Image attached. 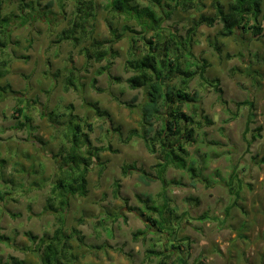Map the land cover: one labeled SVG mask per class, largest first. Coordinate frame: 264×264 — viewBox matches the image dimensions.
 I'll list each match as a JSON object with an SVG mask.
<instances>
[{
  "label": "rangeland",
  "instance_id": "rangeland-1",
  "mask_svg": "<svg viewBox=\"0 0 264 264\" xmlns=\"http://www.w3.org/2000/svg\"><path fill=\"white\" fill-rule=\"evenodd\" d=\"M51 1L12 0L7 9L18 13L21 4L38 2L41 13L44 11L47 15L42 19L37 17L25 27L13 26V40L20 43L12 47L13 54L25 55L28 59L12 61L9 73L0 82L2 85L9 83L17 92L0 102V196L7 200L3 202L4 207H0V235L11 238L9 244H0V257L6 261L13 256L28 264H39L35 254L24 251L34 248L26 235L30 233L38 238L51 236L58 228L54 216L46 213L44 208L56 179L54 155L65 142L59 130L63 126H59V131L55 129L47 114L54 112L56 123L63 125L69 113L67 107L73 104L74 113L94 125V131L89 133L91 144L108 150L100 155L101 164L96 163L88 175L87 196L70 198L64 217L66 234H73L72 229L75 228L83 241L80 242L78 237L69 240L70 254L75 257L69 264H105L103 255L109 252L115 253L116 257H106L108 261H118V257H122L125 264H156L157 261L147 258L146 253L157 241L155 232L148 230L146 223L131 211L141 207L138 200L139 197L144 199L143 195L162 202L158 197L162 185L158 181L146 185L140 178L143 173L153 172L160 156L151 154L144 141L132 135L134 130L139 132L140 115L136 110L143 103L144 96L141 90H132L126 82L132 75L126 70L130 42L124 39L115 44L118 55L112 59L113 64L108 71L111 76L119 77L121 82L110 80L107 73L99 75L107 62L85 58L83 48H90V41H84L78 47L69 42L54 43L69 27L75 4L64 1L63 11L55 2L47 9ZM222 1L227 6L232 0ZM96 3L93 33L97 40H111V25L122 29L126 24H132L140 30L135 21L114 15L107 0H97ZM144 3L146 1L141 0V7ZM203 3L204 6L198 10L173 11L165 22L169 28L167 34L173 31L179 37H187L189 29L201 17H215L212 0H204ZM28 10L25 8V12ZM221 28L219 21L213 27L200 26L191 47L195 59L190 63L201 64L205 60L209 64L205 77L210 81L219 79L223 98L228 103L225 109L215 89L201 78L189 83L188 91L198 93L200 106L214 121L213 125L197 133L195 143L189 147V159L195 160L203 170L205 181L199 180L194 186L187 172L175 169H170L166 175L167 180L181 183L172 185L167 191L171 206L178 214L187 212L191 218L189 224L184 222L179 234V237L189 239V251L178 255L186 260V264H233V260L240 256H230L231 247L226 248L225 244L240 229L241 223L247 218L251 220L248 228L253 227L257 240L264 228V218H261L264 216V141L259 138L248 146L243 138L248 124L252 130L260 126L261 134H264V38L255 40L250 33L243 34L240 39L222 38L219 36ZM29 39L32 41L30 48ZM214 43L220 48L218 54L213 48ZM136 49L138 57L147 52L143 42H139ZM181 65H186L183 60ZM71 66L79 70L78 92L72 89L64 91V81ZM194 69L196 67H192ZM94 79L100 91L92 88ZM135 96L138 100L133 103ZM19 99L23 100L22 105ZM247 99L254 102L252 109L235 106L236 102ZM120 102L133 103V110ZM88 104H97L109 114V118L96 117ZM18 106L26 108L24 114L31 117L32 122L28 123L22 115L14 114ZM184 110L189 114L192 108L185 106ZM231 112L237 116L225 122L233 115ZM20 123L25 126L19 128ZM118 129L120 131H116ZM247 135L250 139L251 133ZM234 165L245 187L238 207L226 214L233 201L227 182ZM124 166H133L134 170L124 176ZM116 183L119 184V192ZM205 213L217 219H196ZM138 231H144L145 235L138 236L136 241L134 234ZM258 254L253 250L248 257L254 259ZM178 256L175 255L174 259ZM249 258L243 257L246 262Z\"/></svg>",
  "mask_w": 264,
  "mask_h": 264
},
{
  "label": "trees",
  "instance_id": "trees-1",
  "mask_svg": "<svg viewBox=\"0 0 264 264\" xmlns=\"http://www.w3.org/2000/svg\"><path fill=\"white\" fill-rule=\"evenodd\" d=\"M64 1L74 2V15L69 27L59 34L54 43L59 45L69 42L74 47H78L82 42L90 41L91 49L83 48L85 58L88 61L95 59L99 63L107 62V65L98 72L99 75L109 74L108 71L113 64L112 59L118 55L114 48L115 44L124 39H128L130 42V55L126 61V70L132 75L127 78L126 82L132 90H141L144 96L143 103L136 110L140 115L139 132L134 130L132 135L140 137L151 154L160 156V161L153 167V172L143 173L140 178L146 185L152 181H158L162 185V192L158 195L162 198V202L158 200L160 202L158 203L150 195H143L144 199L139 197L138 200L141 207L130 209L146 223L148 230L155 232L154 236L157 237L153 247L151 246L146 251L147 258L155 259L156 264H186V260L178 255L189 251V239L179 237V234L184 222L190 223V217L187 212L178 214V211L171 206L170 200L166 196L167 191L172 185L181 183L167 180L166 175L170 169L185 171L189 174L191 184L194 186L199 180H204L203 170L197 166L195 160L189 159V147L195 143L196 135L200 130L214 124V121L205 114L204 109L200 106L198 93L188 91L189 83L197 77L201 78L215 89L225 109L228 107V103L223 98L219 79L210 81L205 77L209 64L205 60L201 64L199 62L190 63L192 59H195L191 47L195 44L194 37L197 28L202 25L213 27L217 21L222 25L219 32V36L222 38L239 37L240 39L243 34L250 33L255 40H261L264 38L263 0H232L227 6L222 0H212L215 17H201L189 29L187 37H179L173 31H168L167 34L166 31L169 28L166 27L165 22L175 10L189 12L200 9L204 6V0H145L146 3L142 7L141 0H107L114 15H120L130 22L135 21L140 26V30H138L132 24H126L122 29L111 25V40L108 41H99L94 37L97 0H52L46 8L50 9L53 3L58 2L61 10L65 11ZM11 2L12 0H0V82L9 73L12 61L28 59L25 55L16 56L15 53L13 54L12 47L20 45L18 41L13 40V26L25 27L31 21H35L37 17L42 19L47 15L43 13L44 11L41 13V5L38 2L21 4L18 13L8 12L7 9ZM25 8L29 10L25 12ZM139 42H143L147 49V52L141 57L136 54V45ZM28 44L30 48L32 46L31 39L28 40ZM213 48L217 54L220 53V48L216 43ZM239 55L242 56L241 53ZM181 60L185 62V67H182ZM192 67H196V69L192 70ZM77 71L79 72L72 66L68 69L69 75L64 81L65 92H69L71 89L78 92ZM109 78L116 83L121 82L119 77L110 74ZM177 81L180 83L177 84ZM96 84L97 81L94 79L92 88L100 91L101 89H98ZM16 94L17 92L12 89L9 83L0 84V102L4 101L8 95ZM137 100L138 97L135 96L132 102ZM19 102L21 104L23 100L19 99ZM133 103L120 102L131 110L134 108ZM88 105L93 109L96 117L109 118V114L97 104ZM185 106L192 108L191 113L185 112ZM235 106L252 109L254 102L247 99L236 102ZM67 108L69 113L63 125L56 123L54 112L47 114L55 129L58 130L63 126L59 130L65 143L62 145V149L54 155L57 168L56 179L52 184L50 196L44 208L46 213L54 216L58 228L51 236L38 238L30 233L26 235L34 248L29 247L24 251L35 254L39 264H69L75 260V257L70 254L69 240L78 237L81 242L83 239L79 237V232L75 228L72 229L73 234H66L64 217L70 198L87 196L88 175L96 163L101 164L99 163L100 155L108 150L106 147H97L91 144L89 133L94 131V125L75 114L73 104ZM25 110V107L18 106L14 110V114L22 115L26 122L30 123L32 118L24 114ZM236 116L237 114L234 113L225 122H230V119H234ZM23 126H25L24 123L19 124V128ZM249 126L248 124L243 135L248 146L262 137L260 126L254 130ZM250 133L249 139L247 134ZM119 136L122 138L121 133ZM262 161L264 162V159ZM122 170L123 175L127 176L134 168L133 166H124ZM243 184L239 179L237 167L234 165L227 182L228 192L233 197V201L226 209V214L231 209L238 207L242 200V191L245 187ZM118 188L119 184L116 183V189L119 192ZM248 188H252V186L248 185ZM0 197L2 199L0 207H4L3 202L7 200L4 196ZM1 212L2 209H0ZM196 219L207 221L217 218L205 213ZM143 235H145L144 231H138L134 234V239L137 241L138 236ZM10 242V237L0 235V244L7 245ZM175 255L178 256L176 259H174ZM0 264L28 263L10 256L6 261L0 257Z\"/></svg>",
  "mask_w": 264,
  "mask_h": 264
},
{
  "label": "crops",
  "instance_id": "crops-1",
  "mask_svg": "<svg viewBox=\"0 0 264 264\" xmlns=\"http://www.w3.org/2000/svg\"><path fill=\"white\" fill-rule=\"evenodd\" d=\"M259 140L264 141V134ZM251 217H253V215ZM261 218H264V216H262ZM250 221L251 220L248 218L245 219V222L241 223L240 229L236 231L235 234L233 233V237L229 239L228 243L225 244L226 248L231 247L230 256H236V257L240 256L239 259L233 260V264H238V263L239 264H264V228L262 229L263 231L262 236H260V239L257 240L255 239V234L253 233V230H252L253 227H251V229L248 228ZM253 250L256 253L257 252L260 253L258 254L259 256H257V258H254V259L252 257L251 258L248 257V253ZM244 252H245V256H243ZM106 257L108 258L116 257L115 253L113 252L107 253L106 256L103 255L104 263L105 264H125V261L122 257L120 259L118 257V261L116 260L108 261ZM243 257H245L246 259L249 258L248 259L249 261L248 262L244 261Z\"/></svg>",
  "mask_w": 264,
  "mask_h": 264
}]
</instances>
